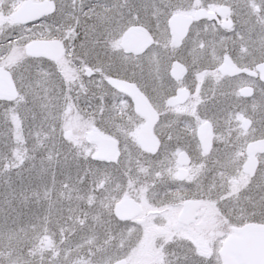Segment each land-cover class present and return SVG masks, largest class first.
<instances>
[{
	"label": "flooded vegetation",
	"instance_id": "obj_1",
	"mask_svg": "<svg viewBox=\"0 0 264 264\" xmlns=\"http://www.w3.org/2000/svg\"><path fill=\"white\" fill-rule=\"evenodd\" d=\"M19 1L0 0V67L9 75L16 90L15 98L0 97V105L10 106L16 101H27L26 98L19 99L12 66L22 59L38 61L41 69L36 74L45 77V82L37 88L42 102L48 100L55 107L52 112L58 107L69 109L68 113L57 115L58 126L61 121L63 124L60 126L62 137L74 138L79 148L90 146L92 152L89 158L93 162L116 164L121 155L120 140L109 131L90 123L77 107L97 106L101 112H97L99 109L94 110L95 115L103 116L108 113L112 97L124 99L137 119L129 133L130 140L140 154L134 166L136 180L141 183L143 171L140 167L147 163L146 158L153 159L161 151L168 156L171 169L167 193L152 195L145 204L132 192L133 187L138 188L139 185L128 179L127 188L113 202L104 224L108 236L109 232L123 224L132 228L133 236L129 237V240L133 239L132 264H216V234L224 235L217 249L218 255L222 241L231 233L238 235V227L247 223L264 224V0H168L165 13L157 12L158 22L151 28L141 25L142 9L134 0L116 3L103 1L99 9L91 7L89 17L84 19L82 12L73 9L70 11L73 16L67 22L61 16L59 0ZM26 1L45 3L47 11L44 9L43 13L33 19L16 21V10ZM150 7L143 11V15L152 10V4ZM134 27L143 28L149 36L147 45L137 51L121 45L124 33ZM158 34L162 37L159 38ZM33 41L39 42L37 53H29L27 50V45ZM151 47L150 54H165L167 61L163 69L170 85L159 92L147 88L148 83L143 81L146 78L140 77L139 73L140 56ZM108 52L112 54V59L100 55ZM47 54L61 55L51 57ZM121 56L126 59L123 72L115 69L116 62L122 60ZM229 60L240 69L238 73L228 74L220 70L224 62ZM175 63L181 65V69L175 68L176 73H172ZM110 78L133 84L149 104V109H142L148 110V115L138 113L130 96L111 85ZM251 105L263 107L261 120L258 121L255 115L241 118L228 115L239 107L247 108ZM205 106H210L212 115L208 118L203 117ZM217 112L223 114L219 116L218 122ZM100 116H96V119L100 120ZM43 117L44 113L41 112V120ZM205 125L204 134L208 133L207 147L203 145L199 134L200 128ZM94 131L97 135L116 141V159L94 157L98 149L97 141L91 139L90 135ZM148 132L156 145L150 151L141 149L138 143ZM39 135L37 138H32L31 134L25 135L22 146L16 145L13 148L16 155L21 157L33 149H36V154H41L44 149V131L40 129ZM255 141H263V151H256L251 156L256 162L253 173H244L243 165L249 160L247 147ZM33 145L39 148L31 147ZM238 151L245 154L240 164L241 172L234 180L239 185L233 195L236 198L227 201L216 194V155L220 161L218 155ZM211 153H214L212 183L204 176L202 168V156ZM194 163L202 169L200 181L206 187L213 185L212 194L205 192L198 197L187 196L186 187L179 184L188 177ZM147 167L152 170L159 166L147 164ZM12 168L40 171L36 175L38 180H34L38 183L34 186L35 199L32 193L34 190L29 184L25 196L30 201H36L39 213L43 214V187L40 179L43 181L44 169H37L42 168V164L13 162ZM146 180L147 177L142 181L144 188H153L154 182ZM255 197L258 203L250 204L249 211L245 212L244 206L250 201L252 203ZM131 199L139 204L140 211L131 218L119 219L113 210L115 203L126 205ZM186 200L197 204L190 221L179 218ZM230 205L232 208L227 211ZM179 230L189 235L186 246L190 249L188 254L191 258L186 256L179 259V255L173 254L171 246L179 245L174 239V234ZM140 235L148 240H145L147 246L142 242L145 238L138 237ZM22 250L21 264H28V249ZM36 250L41 255L38 244ZM210 253L214 254L213 258L205 260V255ZM218 259L221 264L219 255ZM119 260L128 264L124 258L116 261Z\"/></svg>",
	"mask_w": 264,
	"mask_h": 264
},
{
	"label": "rangeland",
	"instance_id": "obj_2",
	"mask_svg": "<svg viewBox=\"0 0 264 264\" xmlns=\"http://www.w3.org/2000/svg\"><path fill=\"white\" fill-rule=\"evenodd\" d=\"M59 1L61 16L67 22L73 16L70 12L73 9L82 12L84 19V17H89L91 7L99 9L103 1L116 3L122 0ZM134 1L142 9L141 25L151 28L158 22L157 12L165 13L168 0ZM150 4H152V10L147 14L145 12L146 16L144 17L143 11L150 9ZM104 9L106 10V8ZM127 25L129 24L125 26ZM163 33L161 32V34ZM161 34H158L159 38L162 37ZM151 49L152 47L147 53L141 54L138 64L139 73L140 77L146 78V81H143L145 84L148 83L147 88L159 92L165 86L170 85L163 69L164 66H167V61L165 54L159 56L150 54ZM14 55L19 56V54ZM79 55L85 56V54ZM100 55H106L112 59V54L109 52ZM120 58L122 60L116 62L115 69L123 72L126 69L124 64L126 59H123L122 56ZM40 69L38 61L30 62L22 59L14 63L12 72L20 94L19 99L26 98L27 101H16L10 106L0 105V264H21L22 249L26 248L29 252L28 264H111L120 258L128 260V264H132L131 245L133 239L129 240V237L133 236L132 228L123 224L117 230L113 229L109 232L108 236L104 224L107 222V215L111 212L113 202L127 188L128 179L134 180L133 183L139 185L138 188L137 186L133 187L132 192L134 191V196L140 198L145 204L149 202L150 196L167 193L168 176L171 169L168 156L161 151L153 159L146 158L147 163L140 167L143 171L141 183L136 180L134 166L137 164L140 154L130 140L129 133L137 119L124 99L112 97L108 113L103 116L95 115L94 110L99 109L97 112H101V108L97 106L93 108L77 107V110L84 114L90 123L109 131L120 140L121 155L116 164L93 162L89 158L92 152L90 146L79 148L74 138L64 139L62 137L60 126L63 124L61 121L58 126L57 115L62 116L68 113L69 109L58 107L52 112L55 107L51 106L46 99L42 102L37 88L45 82V77L43 74H36ZM37 80L40 82L38 83ZM43 93L46 94V92ZM41 112L44 113L43 120H41ZM231 114L236 118L255 115L259 121L263 114V107L260 105H251L247 108L239 107L228 113V115ZM203 115H205L204 118L212 115L210 106L204 107ZM220 115L223 114L216 113V122L220 120ZM96 116H100L101 119H96ZM104 121L107 123H102ZM40 129L44 131L42 153L38 155L36 149H33L30 150L32 152L18 157L13 148L16 145L22 146L25 135L31 134L32 138L40 136ZM33 143L36 144L35 141ZM31 147L39 148L36 145ZM213 156L214 153L202 156L203 174L207 176L210 183L213 180ZM244 156L243 151L229 155L221 154L218 155L220 157V161H218L216 155V194H220L227 201H233V198H236L233 195H235V188L239 182L234 180L241 172L240 164L244 160ZM238 159L240 161H237ZM13 162L42 164V168L37 169H44L43 172L41 171L43 181L40 179V185L43 187L41 192L43 214L39 213L38 203L28 200L25 196L27 184H29L34 190L32 193L35 199L36 188L34 186L38 183L34 180H38L36 175L40 171L16 170L12 168ZM147 164L159 167L148 170ZM201 170V167L198 168L194 163L190 167L188 177L179 183L182 187H186L185 194L187 196L198 197L205 192L212 194L213 185L206 187L200 181ZM156 175L158 176L156 177ZM146 177L152 183L154 182L153 188L152 186L144 188L142 185V181ZM254 203H258L256 197L252 203L250 201L248 205L244 206L243 210L248 212L250 204ZM231 208L230 205L226 210L229 211ZM120 234H124V236L119 237ZM138 237L145 238L143 235ZM223 237L222 234H216V264H219L217 249ZM188 238L189 235L183 230L174 234V239L179 242V245H173L171 249L173 254L179 255V259L186 256L191 258L188 254L190 249L186 246ZM143 240L144 244L148 241L146 238ZM36 244L41 249V255L36 250ZM147 245L145 244V246ZM213 255V253L205 255L207 257L205 260L213 258Z\"/></svg>",
	"mask_w": 264,
	"mask_h": 264
},
{
	"label": "water",
	"instance_id": "obj_3",
	"mask_svg": "<svg viewBox=\"0 0 264 264\" xmlns=\"http://www.w3.org/2000/svg\"><path fill=\"white\" fill-rule=\"evenodd\" d=\"M47 5L45 3H33L26 1L22 3L16 10L14 19L19 22H23L29 19L38 17L43 13ZM176 20V19H175ZM149 42V36L146 30L139 27H134L128 29L124 33L123 41L121 45L126 49L140 50L143 49ZM37 49H40L38 41H33L27 45V50L29 53H37ZM40 55V54H31ZM51 57H57L61 54H47ZM227 57H225V60ZM228 60V59H227ZM259 68L261 65L258 66ZM181 69V65L175 63L173 65L172 73L174 71ZM220 70L224 73L235 74L240 71L230 60L225 61L220 67ZM246 71V70H245ZM110 84L115 88L127 93L134 105V109L143 115H148L149 104L146 101L144 95L131 83L124 82L116 78H110ZM0 97L3 98H15L16 90L9 77V75L3 71L0 67ZM148 122L150 121L149 118ZM149 124V123H148ZM206 125L200 128L199 134L202 139L203 145L207 147L208 133L204 134V128ZM68 135V132H65ZM91 139H94L98 143V149L94 157L99 159L110 160L111 158L116 159L118 152L116 150V141L113 138L107 136L97 135L96 131L90 133ZM140 148L146 151L155 149L156 145L151 140L149 132L143 135L138 141ZM263 141H255L248 145L247 154L249 160L243 165L244 173H253L255 169V159L251 158L256 151H263L261 146ZM206 151V149H205ZM197 207L194 201L186 200L183 204V208L179 214V218L186 221V219L191 220L193 213ZM114 213L119 219H128L136 215L140 211V206L134 200L126 205L123 203H115ZM238 235L235 233L229 234L222 242L220 249L218 250V255L221 260V264H264V224L247 223L236 229ZM113 264H126L124 260H119Z\"/></svg>",
	"mask_w": 264,
	"mask_h": 264
}]
</instances>
